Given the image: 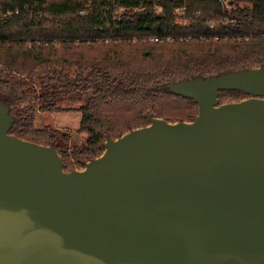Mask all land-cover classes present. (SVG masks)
<instances>
[{"label":"water","instance_id":"water-1","mask_svg":"<svg viewBox=\"0 0 264 264\" xmlns=\"http://www.w3.org/2000/svg\"><path fill=\"white\" fill-rule=\"evenodd\" d=\"M166 87L194 121L153 118L71 172L0 102V264H264V66Z\"/></svg>","mask_w":264,"mask_h":264},{"label":"trees","instance_id":"trees-1","mask_svg":"<svg viewBox=\"0 0 264 264\" xmlns=\"http://www.w3.org/2000/svg\"><path fill=\"white\" fill-rule=\"evenodd\" d=\"M263 66L264 0H0V94L20 91L17 100L36 102L40 112L58 111L65 97L84 99L70 110L88 135L81 148L59 144L50 126L37 128L36 109L13 117L11 133L55 147L67 172L100 157L108 138L153 118L194 121L197 103L171 93L169 83ZM248 97L230 90L219 99Z\"/></svg>","mask_w":264,"mask_h":264},{"label":"rangeland","instance_id":"rangeland-1","mask_svg":"<svg viewBox=\"0 0 264 264\" xmlns=\"http://www.w3.org/2000/svg\"><path fill=\"white\" fill-rule=\"evenodd\" d=\"M245 2L246 0H240V4L242 5L245 4ZM8 79L16 82L22 80V78L19 76H13ZM24 80L29 82L28 78H24ZM33 86L34 90H36L39 95H45V93L48 91L47 87H43L39 81H36ZM49 92L53 94L51 90H49ZM1 95L4 96V99L7 96L8 99L12 100L8 102V105L10 106V114L15 118V120L18 116H20L19 114L22 113V110L28 112L30 109H36V127L44 128L46 126H50L55 131L59 132V144L73 149L81 148L86 145L88 135L79 131L81 114L77 111H70L72 109L78 110L84 104V99L79 100L77 97H65V99H62L58 102V107L60 108L58 111L40 112L38 110L39 104L36 102L31 101L23 104L17 100V98L23 96L20 91L19 93L15 92L14 94L1 93L0 96ZM4 99L0 98V102H2L1 100ZM64 133L69 135L66 136Z\"/></svg>","mask_w":264,"mask_h":264},{"label":"built area","instance_id":"built-area-1","mask_svg":"<svg viewBox=\"0 0 264 264\" xmlns=\"http://www.w3.org/2000/svg\"><path fill=\"white\" fill-rule=\"evenodd\" d=\"M210 27L213 28L214 25H210ZM165 39H166L167 41H171V40H172L171 37H167V38H165ZM165 39H164V38H159V37H153V38H150V40L155 41V42L164 41ZM216 39H217V37H216Z\"/></svg>","mask_w":264,"mask_h":264}]
</instances>
